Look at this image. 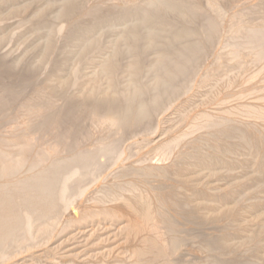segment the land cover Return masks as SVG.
I'll return each instance as SVG.
<instances>
[{"label": "bare ground", "instance_id": "1", "mask_svg": "<svg viewBox=\"0 0 264 264\" xmlns=\"http://www.w3.org/2000/svg\"><path fill=\"white\" fill-rule=\"evenodd\" d=\"M86 1L87 0H0V34L5 32V34L0 37V46L3 45V47L5 48L7 45L6 44L7 40H9V42L13 39L15 40L22 33V34H25L23 36L24 41L22 42L20 39V41L22 42V45H21L22 47H24V45H26V43H29V41H31V42L34 41V39H35V41L36 40L38 41L37 43L39 45L36 48L40 49L42 47L41 50H39V52L37 51V53L31 52L30 51L31 49L29 47L30 52L29 53L27 52V54H24L22 57L17 56L18 58L17 57L13 58L12 55H14V53H10V51H9V55L5 52L8 55V57L12 56V58L14 59L11 61H13L15 68L16 67L18 68V66H20V65H21L20 67H22V65H24V66L26 65L27 68H29L31 71H33L32 72L33 74H34V72H37V73L43 72V74H46L48 72L47 70L50 69V67H51V70L53 69L52 72L49 70L51 73L50 74L47 73L46 77L44 75H41V76L45 77L44 80H42L43 81V83L41 84L42 86L39 89H37L32 102H31V100L28 99L30 101V104H31V106L29 105L28 107L33 109L34 104L36 106H38V105H40V103H37V102H40V101L42 102V100H46V101H49L51 103H56L58 101L60 103V101H62V102H66L65 104L69 103L67 105H70V102L74 101L73 104L76 103L75 105L78 106L79 110L81 109V111L84 110L86 112L91 113L90 115L92 116V118L91 117L90 118L92 120H91V123L89 122L91 125L90 128L92 130H93V128H99L102 130L101 135L99 134L100 135L99 138L96 137L97 139L96 140L94 139L92 143L88 142L89 144L91 143L93 146H89V144L86 143L87 141H89V139L85 140V143L87 144L86 147L89 146V149L83 148L82 150H84V149H86V150L77 151V150H80V148H78L77 150L76 149L75 150L74 149L69 150L67 148L62 147L64 151L63 150H61V151H63V152H65L66 149L69 150V151H67V154L62 155L63 154L62 152H57V150H54L58 146L57 147L54 146L55 148L51 146L52 149L54 148L52 151H48L49 147H47L48 150L46 152H43V151H44V149L46 150L47 148L43 147L44 149L42 148L43 149L42 151L39 150L40 153H42V152L44 153V154L42 153L43 156L36 155L34 157V160L36 158L38 160L36 159L37 161H34L35 162L34 164L31 163L32 161L29 162V160L32 157H30V159L27 157V155L30 156L28 150L31 149V146L27 140H21V139L19 141L14 140V142H13L14 148H11V151L9 149L7 151L4 150L3 146L0 144V264H3V263L7 264V262H9L7 260V256H8L7 252H9L8 249L10 247L12 248L14 246L17 249L21 246V248H19V249L25 250L26 247L24 244H26V243L31 244V242L33 244H36V241L39 243L40 240H37L39 238L47 239L44 241H46V243L47 242L49 243L51 240H48L49 239L48 236L50 235L51 231L55 228L59 229L60 226H62L61 225L62 214L63 213L68 214V213H66L67 209H69L70 206L76 204L81 199H83V200H81V202L78 205H76V207L74 209V213H75L74 216L75 217L81 213L87 212V210H89V209L92 211H94V209L96 211V208H100V207L104 208V209H108V210L114 209V212L115 213L117 212V213L113 214L114 212L111 210L112 212L111 211L110 212L112 213L111 214L112 217H113V215H115V216L117 215V217L124 218L125 219L124 222L127 223V225H128L127 227H129V228L125 227V225H124V227L127 231L131 230L130 232H132L133 237L135 236L136 238H138L139 236H142L141 237L142 240L147 237V239H144L143 241L151 239L150 242H152V244H154V245H157L156 250L160 251L159 249L163 248L162 249L163 254L167 253L169 251V249L171 248V245H174L173 241L176 242L175 241L176 238L171 237V238H175L171 242L168 239L169 237H167V239L164 237V234H163L164 229L163 228H165V227L162 228L163 230L162 229L159 230L160 228L156 229V225H157V228L159 227V225L158 224L155 225V221L157 222L158 221L157 218L161 216V214H162V213H160L161 209H159V211H160L159 212L157 209V207L159 208V205H157L155 203L156 201L153 198L154 195L150 191L143 189V187H141V184H139L138 181H137L138 182L137 183V182H134L133 180H132L133 182L132 181L128 182L127 180H124L125 181L124 183H119V182L117 183V181L119 179V177H117V176H121V175L118 174V172L120 170H118V171L116 170L117 172L113 171V173H110L111 175H109V174H107V175H109V177H110V176L114 175V173H116L117 176H114V178L111 177L112 179L110 178L111 180L109 179L110 181L106 183V181H107L106 179H108V177H107L104 179L106 181L103 180V182H105V185L102 182L103 185L101 187H98L99 185L97 186L99 189L101 188L100 190L97 189V191L94 190L93 192L92 191L90 192L88 190L90 193L89 192L86 193L87 190L85 191L86 187L84 185H87L88 181H93V180L95 181L96 178L97 179L100 178L104 174V173L101 174L102 172L106 173V170L108 172V169L113 167L112 166V165H114L113 163H117V162H112V161L114 159H118V157L121 156L122 148H121V146H119V145H121L119 143H123V138H121V137H126V135H124L125 134L124 132H126L125 131L126 129L124 130V128H119V127L127 128L126 126L135 125V127L138 128V129L135 128L137 131L138 130L143 131L142 133L144 135H147L150 131V128H152L154 125L155 127H153V133L158 132L157 131L158 126L156 129V125H157L156 124V122H157L156 118L160 113L162 114V112H165V111H163L164 106L166 104L169 105L168 103H170V102L166 103V100L170 96L175 95V97H177L176 94L179 92H183L185 90L187 91L189 89L191 90V88H190L191 84L190 83H193L192 81L194 80V79L192 80V78H194V76H196V74H199L198 72H199L200 67H201L200 62H202V60L204 58H209V57L213 56V58L215 57V59L219 58L222 60V62L220 60H217V61L221 62L220 66L217 68L214 67L213 69L211 68V70L207 71L205 73V75L203 74L204 77H202V80L200 78V80H199L200 82L198 81L199 83H197V84H199L198 87L200 89L202 88L205 91H207L208 93H209V91L210 92L213 91V88H218V89H216L217 91L222 90L223 89L222 87L229 88L230 91H232L233 87H237L238 79H244L243 77L240 78L239 77L240 75L238 76L237 74L241 73L242 75H244L243 72H246V71L248 73V72H251L253 70V73H255L254 75H256V78L258 79V80L257 79L253 80L254 83L257 81L264 82V22L259 23L260 22L259 20H258L259 22H257V18L259 16H262L261 18L264 17V0H259L258 3H256L252 7L249 6L250 7L249 11L247 12V14H244V16L245 15L246 16L245 17L243 16L244 20L242 22H240V19H237V20H239L238 24L239 23L241 24L239 26L242 27V29L240 31L234 32V30L232 28L230 30V27L228 26L229 27L228 31L233 32V34L231 33L230 37H227V38H225V36H223L224 34L227 33L224 31L225 25H224V28H222V27L220 28V26H221V24H223L222 22H225V16L227 15L226 13L232 14L231 10L228 12H225L226 10H225L224 6L227 2L231 3L233 0H112V1L111 0H98L97 1L98 4L95 2L96 5L90 4L89 2L91 0H89V2H87V3L91 7L90 6L88 7L87 6L88 4L85 5ZM247 3H249V1ZM34 5L40 6V8H38V11L36 13H32L30 18L27 20H24V19L19 20V19H21V12H22L21 9L26 8V10H29L30 8H28V7L34 6ZM81 5H82L83 9L84 10L86 9V10L85 11L83 10L84 11V12L82 11L83 13L80 12L81 13L80 16L82 15V17H78L79 15L77 13L78 12L77 8H79ZM26 6H28V7H26ZM235 8H237V7H235ZM51 9H54V10H52V12H50ZM89 11H91V13ZM23 13H24V11H23ZM232 15H235V14H232ZM236 15L231 16L229 18H231L232 20L235 18L234 20L236 21V17L239 18L238 14H236ZM42 16L43 17L47 16L46 18H48V20H49V18H51V20H49L48 23L44 22V19H46V18L44 17V19H43ZM75 16H76V19H74V21H72L71 19H73V17H75ZM39 17H42L43 21L38 19ZM226 17H228V16H226ZM77 18H80V19L77 20ZM70 20L72 22H75V20H77L78 22L74 28L73 27L70 28V29L73 28L72 31L68 30L70 33V34L68 33L69 36L66 39H65V37H63L65 40H62V41H64V42L60 46H58L57 43H58L59 35L62 36V32H64V30H65L64 26L67 25V23H69ZM224 24H227V21ZM229 24L230 23H228L227 25H229ZM238 27L236 29H238ZM227 34H229V33H227ZM221 36H223V38H224L223 41L218 42L219 44L221 43V45H220L221 47L218 49V52L213 53V47H215L214 45L218 44L217 43L218 38ZM229 40H230V43H231V41L235 42L233 49L230 47L231 44L230 45L228 44ZM20 41H19V43L18 42H16V43L21 44ZM4 42H6L5 46L3 44ZM23 43H24V45H23ZM40 43H42V45H40ZM12 46H14V45H12ZM21 46H18V47L22 48ZM18 47L16 46V49ZM234 47H235V49H234ZM1 48H2V46L0 47V49ZM10 48H11V46H10ZM13 49L15 50V47ZM1 50H0V52H1ZM56 50L58 51V53L55 57V55L53 56V54L55 53ZM147 53H150L151 57H150V60L147 62V64L144 65L141 63V61H142V58H144ZM10 54H12V55H10ZM243 55L246 56V58L248 59L247 61H244V59L242 58V57H244ZM147 57H148V55H147ZM54 58H56V59H54ZM51 59H53L54 61H52ZM144 60H145V58H144ZM215 63H216V61H215ZM218 65H219V63H218ZM8 66H10V64ZM213 66H215V65H213ZM202 68H204V67H202ZM29 69L28 70L26 69V70L29 71ZM45 70H46V73H44ZM249 70H251V71H249ZM31 71H29V72H31ZM37 76H40V74ZM213 76L219 77L218 78L219 80L217 81L216 86H217V84H219L218 86H221L222 89H220L218 86L213 87L214 80H212L213 82L210 81V79L214 78ZM252 77H253V75H252ZM252 79H254V77ZM3 80H5V79H3ZM8 81H9V79H8ZM11 81H13V80H11ZM242 81H244V80H242ZM242 81H240V82H242ZM247 81H244L245 84L242 82L243 84H240V86L246 85V87H247V84H246ZM253 81L252 82L248 81V82L252 83V85H253ZM260 85L258 86L259 88H260ZM199 88H198V91H199L198 93H200V91L202 90V89L199 90ZM231 88H232V90H231ZM249 88H250V85H249ZM259 88H257L256 90H258ZM262 88H264V87L262 86L261 90H262ZM244 89H247V88H244ZM253 89H254V86H253ZM250 90L251 89H249V92H250ZM222 91H220V92H222ZM258 91H257V94H258ZM235 92L237 93L238 90H236ZM1 93H2V91H1ZM202 93H200V94L202 95ZM32 94H30V95H32ZM203 94H204L203 96L205 97V99L200 97V99L202 98L201 99L202 102L204 100L203 104L211 105V102L208 101L209 96H207V95H206L207 97L205 96L206 92ZM237 94H235V96H234L235 99L237 97L236 96ZM243 94H238V96H240V95L241 96H240V98H237L236 100H238V99L240 100L243 97L245 98V95H243ZM185 96H186V94H185ZM211 97L212 96L209 97V100H211L213 103V99L215 98V95L213 96L214 98H211ZM219 97L220 96L218 95V98ZM222 97H224V96H222ZM234 97H232V98H234ZM255 97L256 96H254L253 98H255ZM25 98L26 97H24V99ZM30 98L32 99V96ZM195 98H196V96H195ZM246 98H247V96H246ZM246 98L244 100H246ZM177 99L179 100V98H177ZM190 99L192 100L193 98H190ZM171 100H169V101H171ZM247 100L244 101V103L240 102L241 109L243 108L242 107L243 105L245 106V102H247ZM193 101L191 103H190V101L189 102L187 101L188 103H185L186 101L185 102L183 101L185 104L183 103L180 107H177L176 108L177 110L175 109L176 112L174 114L171 113L172 114L171 115L172 117H170L171 119L169 118V116H167L169 118L167 123H169L170 121L171 122L177 121L178 119H181V118L183 119V117H185L191 109H195L196 112L198 111V113H199L202 110L200 107L203 104H201V103L199 104V102H198L199 109H200L199 110L197 107L198 105H197L196 101H195L196 106L192 105V104H194ZM205 101H207V102H205ZM215 101H214V103H215ZM224 101H225V99H224ZM240 101H242V99ZM263 101H264V97H263ZM208 102H210V103L208 104ZM225 102H227V101H225ZM237 102H239V101H237ZM256 102L258 103L259 101H256ZM260 104L264 105V103L263 104L260 103ZM4 105H2V106H4ZM21 105H23V104H21ZM49 105H50V103H49ZM221 105H219V107H221ZM192 106H195V108L194 107L192 108ZM229 106H228V108L226 106H224V107H226L225 108L226 110H225V113H224V110L223 111L221 110L222 114L227 113V116H228V113H232L233 111H235L236 113L233 112L235 114L234 116H237V114L239 113L240 118L242 117L241 116L242 113H240L239 109L236 111V109H234V107L229 108ZM240 106L238 104L237 108ZM40 107L41 106H39V110H40ZM50 107L52 108V105H50ZM214 107H216V106H214ZM3 108H5V107H3ZM22 108L24 109V107H22ZM255 108H256V105H255ZM41 109L42 110L44 109L43 106L41 107ZM220 109H222V108H220ZM227 109L229 111H231L232 109L233 110L231 112H229ZM39 110H37V111L39 112ZM71 110H72V106H69V109H68L69 113ZM208 110H209L208 108H206V111L204 110L206 112L207 116H205L204 113L200 112L199 116L196 115V117L198 116L197 119L198 120L200 118L203 119L204 118L203 114H204V116L206 117V120L208 119L207 121H209V117H211L212 112H211V115H209V117H208V114L210 113ZM23 111L26 112V108ZM28 111L29 110H27V113H29V114H27V116L25 115L26 117H28V115H30V112H28ZM217 111H219V110H217ZM251 111L252 110H250V112ZM35 112L36 111L34 110V112H33L34 115H35ZM220 112H218V113H220ZM21 113H23V112H21ZM198 113H196V114H198ZM33 114H32V116H34ZM37 114H40L37 116H41L42 113H37ZM194 114H195V112H194ZM201 114H202V117H200ZM216 114H217V112H216ZM22 115H24V114H22ZM162 115H160V116H162ZM166 115H168V114L166 113ZM19 116H20V114H19ZM32 116L30 115L29 117L34 119V117H32ZM37 116L35 115V118ZM70 117H72V116H70ZM70 117H69V119H71ZM167 117L165 116V118H167ZM213 117H214V115H213ZM213 117L211 119L212 120L211 123H209L210 128L213 129V131H211V129L209 130V127H207V126L203 127L204 126L203 122H202L203 126L201 124V126H202L201 128H203V129L205 128L204 130H206V128H208L206 130V132H208V130H209V132L210 131L214 132L216 126L220 127V125H221V124L216 125L214 123L219 124V121L221 122V119L223 117H221V119L218 121H216L217 119H215ZM217 117H218V115H217ZM252 117L254 119H260L259 121L258 120H256V121L260 122V125L263 126L264 125L263 124L264 123L263 122L264 121V106L262 109L260 108V109H258V111L256 110L255 114H252ZM31 118H28V119H31ZM40 118L41 117H39V119ZM240 118H238L239 120L237 119V122L239 121L238 122L239 125L241 122ZM22 119L23 120H21V122L25 120V118H22ZM65 119H68V118H65ZM163 119L164 118H162V120ZM192 119L193 120L191 121V123L195 120V118H192ZM213 119L216 122H214ZM261 119H263V120H261ZM34 120L37 121V119H34ZM203 120H205V119H203ZM222 120L224 122V119H222ZM57 121H58V119H57ZM73 121H75V120H73ZM88 121H89V118H88ZM25 122H30V121L26 120ZM86 123H88V122H86ZM161 123H163V125H164L163 121ZM167 123L165 124V125H168L166 127L169 128V127L173 126L175 129L177 128V125L173 124L174 122L172 123L173 124L172 126H169V124H171V123H169V124H167ZM191 123H190V125H191ZM193 123H195V122H193ZM233 123L237 124L235 122H232V124ZM244 123L241 122V124H242L241 126H239L237 124L236 126H238V127H234V126L232 127L230 125V128L224 125L228 129L223 126L224 130L221 131L222 132L221 136L218 135V138H217L218 140L216 139L217 141H213L212 143L210 142V140H209L210 143L207 142V144H210V146H207V147L200 146L202 148H200V147L194 148L195 149V150L193 149L194 152L188 151L189 149L192 150V148L188 147L189 149L188 150L186 149L188 153L183 150L186 153H184V155L182 154V156L179 158V162L177 164V167H175L176 164L168 165L166 163L169 162L168 159H170V158L173 159V161H174V157L172 156L173 157L172 158L170 156L173 154V152L178 147L180 148L184 144L187 145L188 142L186 140L185 141L187 143H185L183 141L184 138H187L185 136L186 133L181 132L184 134L183 137H180V134H179V136H176L178 138H176V139L174 138L176 140V144L171 143V145H168L167 144L168 142L165 140L166 144L168 146L167 145L164 146V144H165V142H164L163 146L165 148H160L158 154H159V157L161 158V159L159 158V160L160 161L162 160L161 162H163L166 165L163 168H160V170L166 174L169 172L173 173V171H175V168H177V170H180V169L187 170V169H191V168H196V172H197V169L199 171V168H200L201 170L204 169V171L202 170L203 173L205 172L206 169H209L210 171L211 170L213 171V174L212 173L210 174V175H212L211 177H210V175L208 177L207 173H205L206 175L204 174V176H203L200 173L201 171L198 173L201 174L200 177L203 176V178H204V179L201 178V181L204 180L206 182L207 181L210 182V180H208V179H211V178L213 179V178L218 177L219 174H215L216 171L214 172V170H218L220 167L221 169H219V170L224 169L225 179L227 176V179L229 178L230 181L232 182V180H231V178L233 176L232 172H233V174L236 171H237V173H238V171L240 172L239 169L236 170V166L240 163V165L242 167H246L248 165L249 161H251V163H252L253 159L251 157H253V156H251V154L254 152L255 149L259 148L261 150L262 156H263V157L259 158L260 160H258V162L255 163V166H257V168L259 169V172L256 170L257 174H255V172H254L253 175H255V176H251L250 178L248 176V180L246 177H244V175L247 172H249V174H251V172H252V171L250 172V170L247 171L248 168L246 169L247 172H245V174L243 173L245 170L242 172L243 174H241V173H239V174H241V176L243 175V178H245L244 181L247 180L244 183L243 178H242V182H240V184L244 183L243 188L246 189L244 196L248 194L247 192H249V191H247V190L251 189V192H253V190H257L258 188H259L258 190L262 189L261 190L262 192H260V193L263 194L264 193V191H263L264 190V138H263L264 137V134H263L264 129L260 125L258 127L257 126L258 124L255 126L256 129L259 128V131H260V128L263 129V130L261 129V132H263L262 133L263 135L262 134L257 135L260 138L259 140H257V142H256V138L254 137V135H252L254 140H255V144L254 145L252 144V146L250 147L249 145H247L245 143V137L250 136L251 134H249L247 132V130L244 128L245 127V126H243ZM22 124H24V122ZM229 124H231L230 121H229ZM150 125H152V126L150 127ZM198 125L200 126V124H197V126ZM195 126H196V124H195ZM161 127H162V124H161ZM173 127H172V129H173ZM26 128H27V126H26ZM191 128H193V127L191 126ZM191 128H190V130L195 133V130L191 129ZM201 128L199 127V130ZM116 129H118L120 131V134H119L120 138H121L120 142L118 141V139H120V138H119V136H117V133L119 131L117 132ZM121 129H123L124 132ZM251 129H252V127H251ZM163 130H166V128H163ZM186 130H189V128ZM218 130H219V128H218ZM166 131H168V132H166L165 134L168 133L170 135V137H172L171 135H174V133L176 134V132H174V131H171V133H170L169 132L170 130H168V129ZM196 131H197V129H196ZM98 132H99V130H98ZM98 132H96V133H98ZM136 132H133V133L136 135ZM162 132H164V131H161L160 138L162 136ZM215 132H217V134L219 133L217 130H215ZM256 132H255V135L258 133V132L257 133ZM113 133H116V137H118V139L116 138L117 140L113 136ZM24 134H26V133H24ZM54 134L50 133V135H54ZM183 134H181V135H183ZM187 134H189V133H187ZM96 135L97 134H95V136ZM121 135H124V136H121ZM140 135H139V137H140ZM142 135H141V137L144 136V135L143 136ZM213 135H215V134H213ZM213 135H212V137H213ZM229 135L231 136V138H233V142H231L232 140L229 142L227 141V139H228L227 137ZM30 136H29V138H30ZM209 136H210V134H209ZM209 136H208V138H209ZM260 136H262V137H260ZM27 137H28V135H27ZM65 137H66V135H65ZM136 137L139 138L138 136H136ZM225 137L227 138L226 140H225ZM258 137H257V139H258ZM18 138H20V137H18ZM29 138H28V140H30L32 142V140H31L32 138L31 139H29ZM86 138H88V136ZM144 138H147V137H144ZM144 138H142L141 141L145 140ZM136 139H135V141H136ZM1 140H4V139L1 138ZM132 140H131L130 146L133 145L132 144L133 142H135ZM177 140L179 142H177ZM15 141H17V142H15ZM65 141H67V140H65ZM90 141H91V139H90ZM116 141H117V143L119 142L118 145H117ZM128 141H129V139H128ZM145 141H148V140H145ZM0 142H2V141H0ZM10 142H11V139H10ZM64 142H63V144H64ZM169 142H170V140H169ZM196 143H198V142H196ZM33 144L34 143L31 144L32 147L34 146ZM38 144H40V143H38ZM38 144L36 146H38ZM138 144L140 146V144H142V143H138ZM146 144H144V145H146ZM154 144H156V143H153V145ZM66 145L67 144H65V146ZM135 145L136 144L133 145V148L131 146L132 150L133 149L136 150V148L137 149L139 148V146L136 147ZM153 145H151L149 143L148 147L147 146L146 147L151 148V146H153ZM190 145H193V144H189L188 146H190ZM44 146H45V144H44ZM157 146H158V144H157ZM163 146H161V147H163ZM79 147H80V144H79ZM128 147H129V145H128ZM157 148H155V149L153 148L152 150L155 152V150ZM5 149H7V148H5ZM18 149L22 153H18L19 152ZM39 149H40V145H39ZM35 150H37V148H35ZM135 150H134V152H135ZM178 151L181 152L180 150H178ZM149 152L151 153V150ZM35 153H36V151H35ZM37 154H38V152H37ZM236 155L238 157L240 156L241 158H237ZM259 156H261V154ZM38 157H40V158H38ZM100 157H106V161L99 163ZM145 159H146V157H145ZM31 160H33V159H31ZM100 160H102V158ZM121 161H123V160H121ZM155 162H156V160H155ZM158 162L159 161L157 160V163ZM31 164H32V166H31ZM252 164L250 166L251 168H252ZM136 165H138L140 167L142 166L139 164H136ZM116 166H117V164H116ZM119 167H121V166H119ZM119 167H118V169H121ZM248 167H249V165H248ZM238 168H239V165H238ZM149 169H151V167L148 168V170ZM138 170L140 171V169H138ZM142 170H143V168H142ZM160 170H158V171L161 172ZM209 170L207 171L208 174L210 173ZM219 170L217 173H222L223 170L222 171H219ZM233 170H236V171L234 172ZM187 171H190V175H191V173H193V172H191V170H187ZM132 173L135 174L134 171ZM182 173L183 172H181L179 174H182ZM185 173L188 174L186 171H185ZM237 173H236V175H237ZM145 174L146 173L139 174V175H141V176L144 175L143 178H145V179H147L146 177H148V176H150L149 178H151L152 175L153 176L155 175L152 173L151 174L148 173L150 175L146 174V177H145ZM159 174H158V177L160 180ZM99 175H101V176H99ZM107 175H105V177ZM236 175L234 174V176H236ZM156 176H157V174H156ZM205 176L207 177V179L205 178ZM237 176L240 177L239 175H237ZM158 177H156L155 180H157ZM168 177L169 176H167V178ZM171 177H173V176L171 175ZM176 177H180V176H176ZM182 177H184V175L183 176L181 175L180 178H182ZM189 178L192 179V176H189ZM237 178H236V180H237ZM145 179H143V184H144V182L147 183L148 179L147 180H145ZM153 179H151V180H153ZM214 180L217 181V179H214ZM221 180L222 179H220V183H222ZM226 180H224V181L226 182ZM166 181H167V179H166ZM166 181H164V183L162 185H164L166 183ZM194 181H195V177H194L193 182ZM230 181H229V183H230ZM239 181H241V178ZM96 182H98V181L96 180ZM173 182L175 183L174 180H173ZM182 182L183 183L180 184V182L178 181V183L181 185L180 186L178 184L181 187V190L184 186H187L186 189H189V190L191 189L190 187H188L190 185V182H188V180L185 179ZM196 182H197V180H196ZM196 182H194L195 185H196ZM208 182H207V185H209ZM214 182H213V184H214ZM151 183H153V181ZM159 183H161V182H159ZM218 183H219V180L217 181V184ZM156 184L155 185L151 184V185L156 186ZM171 184H172V182H171ZM173 184H172V186H173ZM176 184H177V182H176ZM176 184H174V185H176ZM230 184H231V186H233V182ZM89 185H90V187H92L93 184L91 185L88 183V186ZM95 185H97V184H95ZM167 185H169V183ZM178 185H176V186H178ZM182 185H183V187H182ZM200 185L197 184L196 186H200ZM238 185H239V183H238ZM83 186H84V190H83ZM159 186H157V188ZM172 186H171V188H172ZM176 186L173 189H169L168 186H166V184H165L164 187H166V188H162V189L163 190L168 189L169 191L170 190L171 191L172 190L173 191H176V190L179 191L180 187L178 186L179 187L178 188ZM219 186L220 185H217V187H219ZM228 186L230 187L229 184H228ZM152 187L150 188V190L151 189L154 190V187L153 188ZM192 187L194 188L195 186H192ZM202 187L203 186L201 185V187H198V188H202ZM233 187H231L230 190H232ZM240 187H241L240 185L238 187H234V190L235 191H239V190L241 191ZM176 188H178V189H176ZM205 188L206 187L204 186L202 189H205ZM226 188L227 187L224 188L225 191H224V189L220 188V190H221L220 192L222 194V195H220V197L222 196L221 198H225L226 196L229 197L228 193L230 192V190L228 188L227 189ZM235 188H237V189L239 188V189L236 190ZM86 189H88V187ZM160 189H157L160 191V193L159 192L156 193L154 191L153 192L156 195L159 193L160 195L164 196V194L161 193ZM174 189H176V190H174ZM183 189H185V188H183ZM181 190H180V192H181ZM194 190H196V191H194V194H197L198 197L203 195V194H201L199 196V194L197 192V187ZM226 190H227V195L224 196L223 194H224V192H226ZM178 191L175 193L177 194ZM233 191H231V192L233 193ZM240 191L238 193H241ZM163 192L165 193V191H163ZM188 192H190V191H188ZM195 192H197V193H195ZM255 192H257V191H255ZM258 192H257V194H260ZM170 193L171 192H168L166 194L170 195ZM235 193L237 194V192H235ZM176 194L173 193V195H175L174 196L175 198H177L178 194L179 195L182 194V197H184L182 192L178 193L177 196H176ZM190 194H192V192H190ZM194 194H192V198L195 197ZM204 194L207 197L201 196V197H203L202 201L205 204L207 202L208 206L210 207L211 212H212V209H213V212L215 213V211H216L215 209H217L218 207H219V209L221 207L222 208L224 207V206L220 207L222 202L219 200H222V199L215 192L212 193V192L206 191ZM167 195H166V197L164 196L165 201H163L161 199V201L164 202L165 206H170V204H172V205L177 204L178 205V203H173V202L170 203L169 202V200H171V199H173L175 202V198L171 196L172 193L170 196L168 195L169 197H171L169 200H168L169 197ZM197 195H196V197H197ZM201 197H200V200H201ZM228 197H226V199ZM240 197H241V195H240ZM248 197H250V196H248ZM208 198H209V200H208ZM177 199H178L177 200L178 202L188 200L186 198L183 200L181 198V196H180V198H177ZM166 200H168L169 204H165ZM192 200H195V199H192ZM197 200H199V198ZM186 201H184V202L186 203ZM196 201H194V202H196ZM204 201H206V202H204ZM231 201H233V199H231ZM187 202H189V201H187ZM261 202H263V200H261V201L258 200L257 203H259V205H257V203H256V205L258 207L259 206L261 207ZM85 203L88 204L89 206L84 205ZM181 203H183V202H181ZM181 203H180V205H182ZM200 203H201V201H200ZM203 203H201V204H203ZM263 203H262V206L264 205ZM190 205H191V203L188 204V207ZM193 205H194L193 208H192V206H190V207L192 209H195L196 205L195 204H193ZM217 205H219V206H217ZM254 205L255 204L253 203V206ZM257 206H255V207H257ZM180 207L182 208V206H180ZM183 207L188 209V207L184 206V203H183ZM70 209H71V207H70ZM172 209L175 210V208H173V207H172ZM204 209H206V210H204V212L206 211L205 214H203V212H201L200 214H202V216L206 215L205 217H207V214H208L207 210L208 209L205 207H204ZM244 209H245V207H244ZM254 209L255 208H253V210ZM90 210L88 212L89 213L88 215L91 216L92 213H90ZM155 210H156V212H155ZM167 210H168V208L166 209V211ZM249 210H250V208H249ZM181 211H182V213L184 212L183 208L181 209ZM217 211L219 213L218 209H217ZM235 211H236V209H235ZM239 211H241V210H239ZM154 212L156 213V215H159L158 213H160V215L156 218V220H154V217H156V216H154ZM197 212H199V211H197ZM197 212L195 210L194 213H197ZM213 212L211 214H212V216H215L213 214ZM241 212L243 213L245 211H241ZM241 212H240V214H241ZM247 212H246V214H247ZM106 213L107 212H104V215ZM108 213L106 214V216L109 215ZM185 213H187V212H185ZM237 213H238V211H237ZM187 214L189 215V213H187ZM200 214L197 216H200ZM240 214L236 215V216H241ZM262 214H264V212H261V215ZM81 215L83 216V214H81ZM84 215H85V213H84ZM94 215H95V213H94ZM101 215L103 216L102 213H101ZM111 215H109V217ZM162 215H164V214H162ZM178 215L180 216V214H178ZM190 215L192 216L191 213H190ZM102 216H100V217H102ZM218 216H220L221 219L223 217L220 214H218ZM236 216L234 215L233 217H236ZM151 217H152V219L150 221ZM224 217L226 218V216H224ZM224 217H223V220H224ZM76 218H78V217H76ZM85 218L87 220V217H85ZM160 218H162V216ZM217 219H218V217H217ZM245 219H247V218H245ZM260 219L261 218H259V220ZM67 220H72V219H67ZM110 220H111V218H110ZM218 220L221 221L220 219H218ZM253 220H255V221L257 220V224H256L257 228H258L259 223H260V226H261V224L263 225L262 219L259 222H258L257 218L253 219ZM66 221L64 223H66ZM74 221H75V218H74L73 222ZM219 221L216 220V223ZM233 221H237V220H233ZM250 221H251V219H250ZM73 222L66 223L65 225H63V228L67 224H71ZM253 222L254 221H252V223H249L250 225L252 224L251 228H253L255 226V224L253 226ZM105 223H107V222H105ZM163 223H165V220ZM231 223H233V222H231ZM112 225H113V223H112ZM233 225H234V223H233ZM235 225H237V223H235ZM243 225H241V227H246V225L245 226H243ZM71 226H73V225H71ZM94 226H95V224H94ZM222 226H223V224H222ZM230 226L231 225H229V228H230ZM237 226H239V224ZM237 226H236V228H237ZM36 228H37L36 231L39 232V236L35 235V229ZM63 228H61V229H63ZM223 228H224V226H223ZM233 228L231 227V229H233ZM254 228H256V227H254ZM254 228L252 231H254L256 233ZM260 228H262V227H260ZM260 228H259V231L261 230L262 232H260V233L262 234L264 227L262 229H260ZM61 229H60V231H62ZM168 229L169 228H167V230ZM247 229H249V231H251L250 228H247ZM167 230H166V232H167ZM228 230H230V229H228ZM242 230H243V228L241 230H240V228H237V229L234 228V230H233L234 232L229 231L232 233L229 236V238H227V239H225L226 238L225 235L223 236V238H221L222 236L219 237L220 234L219 235L214 234L216 236L214 238H212L211 242L208 243L207 245L204 244V243H207L204 240H203L204 243L201 242L205 245V247L203 246L204 248H202V246H200L201 243L199 244L198 242L197 243L199 244V246L198 245H196V246L199 247L198 250L203 249L204 253L202 251L201 252L204 255H205V252L208 251L207 253L211 254L212 256L214 255V259H215L216 258L215 256L218 254V252L216 250L217 254L216 253L213 254L212 253L213 249H211V248L216 247V249H217L220 246L224 247L225 244L228 245V248L229 247L230 248L236 247L240 243L241 238H240V240H238V238H239L238 235H239V232ZM160 231H163V232H161L162 234L160 233ZM168 231H170V230H168ZM249 231H248V233H249ZM229 232L225 233V234H229ZM57 233H59V232H57ZM169 233H168V235H170ZM260 233H258L255 236L259 237V235H261ZM147 235L148 236L150 235V238ZM171 235H173V234H171ZM240 235H241V232H240ZM242 235H244V234H242ZM255 236H254V238H255ZM236 237H238V238H236ZM252 237H253V235H252ZM127 238H128V236L126 237V235H125V241ZM112 239H114V238H112ZM142 240L140 243L146 242V241L143 242ZM191 240H193V239H191ZM244 240L245 239H243V241ZM245 241L247 242V244ZM245 241H244L245 242L244 246L248 245L249 240L248 241L245 240ZM251 241H253V240H251ZM126 242H128V240ZM169 242L171 244H169L170 247L167 248V246H169V245H167ZM136 243H137V241H136ZM195 243H196V241H195ZM124 244L127 245L126 243H124ZM128 244L130 245L131 243L128 242ZM139 244H134V243L131 244V245H133L132 251L130 252L131 257L128 255L131 259H127V260L131 261L129 264H138V262H140V260L143 262L145 261V263H147L146 261L149 260V259H147L148 258L147 256H146V260H144V259L142 260V257L140 258L141 255L142 256L145 255L143 252L144 250L147 249V251L148 250L150 251V249L146 247V245L148 243L145 244V246L142 245L140 247H139ZM177 244H179V243L177 242ZM39 245H42V244L39 243ZM149 245H147V246H149ZM154 245L149 246V247H154ZM22 246H24V247L22 248ZM34 246H35V248H37L38 244H37V247H36V245H34ZM196 246H195V244H193V247H196ZM240 246H238V247H240ZM244 246L242 245V247H244ZM32 247H29L28 249L31 250ZM158 247H160V248L158 249ZM11 248H10V251L13 250ZM118 248H117V250H118ZM127 248H128V246H127ZM166 248L168 249L167 252H166V250H167ZM209 248L211 249V253H209ZM221 248L222 247L219 248V254H220ZM129 249H130V247H129ZM164 249H165V252H164ZM173 249H175V247ZM236 249H234V250H236ZM238 249H241V248H238ZM17 250H16V252H17ZM162 250H161V252H162ZM176 250H177V248H176ZM191 250H192V248H191ZM18 251L20 252V250H18ZM127 251H129V250H127ZM214 251H215V249H214ZM61 252H63V251H61ZM142 252L144 255L141 254ZM151 252H152V250H151ZM156 252L157 251H155L154 253H156ZM171 252H172V250H171ZM171 252L169 251L168 253H171ZM173 252H175V251H173ZM173 252H172V254H173ZM11 253L9 252V254H11ZM96 253H99V252H96ZM118 253H119V250L117 251V254ZM196 253H198V252L196 251ZM207 253H206V255H207ZM228 253L229 252H227V255H228ZM152 254H153V252H152ZM160 254L162 256V253H160ZM175 254H176V252H175ZM121 255H124V254H121ZM168 255H166V256H168ZM211 255H210V257H211ZM112 256L116 258V255L113 254ZM153 256H157V255H153ZM158 256H160V255H158ZM166 256H165V258H166ZM173 256H174V254H173ZM232 256L233 255H231V257ZM8 257H9L8 259H10L11 256L9 255ZM117 257H118L117 259L112 258L114 261L116 260L115 261V262H117L116 264H126L125 262H122L124 257H125V259L127 258L126 256L121 258L120 255H117ZM138 257L140 258V260ZM193 257H195V256H193ZM220 257L221 256L219 255V258ZM226 257H228V256H226ZM143 258H145V257H143ZM200 258H201V256H200ZM219 258L217 256V259H219ZM153 259H154V257H153ZM221 259L223 260V258H221ZM88 260H89V258H88ZM127 260H124V261H127ZM205 260H206V258H205ZM222 260H219V261H222ZM224 260H225V257H224ZM167 261L169 262L170 260H167ZM195 261H198V260H195ZM212 261H214L213 258H212ZM216 262L218 264V261H216ZM216 262H215V264H216ZM112 263L110 262V263H106V264H112ZM140 263L143 264L142 262H140ZM193 263H196V262H193ZM207 263H208V261H207ZM169 264H170V262H169ZM201 264H205L204 258H203V263L201 261ZM232 264H234V263H232Z\"/></svg>", "mask_w": 264, "mask_h": 264}, {"label": "rangeland", "instance_id": "2", "mask_svg": "<svg viewBox=\"0 0 264 264\" xmlns=\"http://www.w3.org/2000/svg\"><path fill=\"white\" fill-rule=\"evenodd\" d=\"M98 0H91L90 2H89V0H87L86 1V4L85 5H87L88 3L87 2H89L90 4H92V5H96V3L98 4V2H97ZM112 1V0H111ZM236 0H233L231 3L229 2H227L226 4H225V12H228V11H230L231 10V12H232V14H238V16H239V18L238 17H236V21L233 19H231V18H229V17H231V16H235V15H232V14H229V13H226L227 15L226 16H228V17H226L225 16V22L227 21V24L228 23H230L229 25H227V24H224L225 22H222L223 24H221V26H220V28L222 27V28H224V25H225V28H224V31L225 32H227V33H229V34H224L223 36H225V38H227V37H230V35H231V33L233 34V32H231V31H228V29H229V27H230V30H231V28L234 30V32H237V31H240L241 29H242V27L241 26H239V25H241L240 23L238 24V21L239 20H237V19H240V22H242L244 19H243V16H244V14H247V12L249 11V8L250 7H252V6H254L256 3H258V1L259 0H237L236 2H235ZM249 1V3H247V2ZM252 1V2H251ZM96 2V3H95ZM241 2V3H240ZM88 7L90 6L89 4L87 5ZM250 6V7H249ZM23 7V6H22ZM21 7V8H22ZM26 7H28V6H26ZM79 7V6H78ZM91 7V6H90ZM235 7H237V8H235ZM28 8H30L29 10H26V8L24 9V8H22L21 9V19H19V20H22V19H24V20H27V19H29L30 18V16H31V14L32 13H36L37 11H38V8H40V6H30V7H28ZM241 8V9H240ZM245 8V9H244ZM26 10V11H25ZM52 10H54V9H51L50 10V12H52ZM84 9H83V7H82V5L79 7V8H77V13H78V17H82V15L80 16V14L81 13H83L84 11H83ZM246 10V11H245ZM23 11H24V13H23ZM31 11V12H30ZM83 11V12H82ZM81 12V13H80ZM90 13H91V11H89ZM230 12V13H231ZM236 12V13H235ZM229 14V15H228ZM237 16V15H236ZM246 16V15H245ZM244 16V17H245ZM43 17V16H42ZM42 17H39L38 19H40L41 21H43V19H44V17H43V19H42ZM47 17V16H46ZM45 17V18H46ZM262 16H259L258 18H257V22H259V23H263L264 22V17L263 18H261ZM229 18V19H228ZM74 19H76V16L75 17H73V19H71L72 21H74ZM80 18H77V20H79ZM46 20V21H45ZM49 20H51V18H49ZM48 18H46V19H44V22H47L48 23ZM69 21V23H67V25H65L64 27V29L66 30H64V32H62V36L61 35H59V38H58V43H57V45L58 46H60L64 41H62V40H65L68 36H69V31H72L73 30V28L75 27V25L77 24V20H75V22H72V21ZM230 20V21H229ZM259 20V21H258ZM234 23H233V22ZM232 22V23H231ZM229 26V27H228ZM239 26V27H238ZM71 27H73L72 29H70ZM238 27V29H236ZM241 27V28H240ZM240 28V29H239ZM69 30V31H68ZM69 33V34H68ZM5 34V32L4 33H2V34H0V37L1 36H3ZM25 34H22L21 33V35L18 37V38H16L15 40L13 39V40H11L10 42H9V40H7V43L6 42H4L3 44H4V46H5V43L7 44L6 45V47L8 48H4L3 47V45H1L2 46V50H1V52H0V93H1V91H2V93L0 94L1 96H0V141H2V142H0V144L3 146V148H4V150H10L11 151V148H14V140H17V141H19L20 139L21 140H27L28 142H29V144H30V146H31V149H29L28 151H29V154H30V156L29 155H27V157L30 159V157H32L31 159H33V160H29V162H31L32 164H34L35 162L34 161H37L36 159L34 160V157L36 156V155H40V156H43L42 155V153L43 152H46L47 150H48V148L47 147H49V150L48 151H52L55 147H57V148H55L54 150H57V152H62L63 154L62 155H65V154H67V151H69V150H77L78 148H80V150H77V151H81L83 148H88L89 149V146H93L91 143L93 142V140L95 139H97V138H99L100 137V135H101V129H99V128H93V130L90 128L91 127V125H90V123H91V118H92V116L90 115L91 113H89V112H86V111H81V109L79 110V108H78V106L77 105H75V104H73V102H70V105H67V104H69V103H67V104H65L66 102H62V101H60V103H59V101L58 102H56V103H51V102H49V101H46V100H42V102L40 101V102H37V103H40V105H38V106H36L35 104H34V108L33 109H31L30 107H28L29 105L31 106V104H30V101L29 100H31V102L33 101V98H34V95H35V93H36V91H37V89H39L42 85V83H43V81L42 80H44V78L46 77V75H47V73L48 74H50L51 72H52V70H51V67H50V69H48L47 71V73H46V70H45V72L44 73H46V74H43V72H38L39 74H40V76H37V75H39L37 72H34V74L32 73L33 71H31L29 68H27V66L25 65H22V67H20V66H18V68L16 67L15 68V66H14V64H13V61H11V60H14L13 58H16L17 56H19V57H22L24 54H27V52L29 53L30 51L31 52H36L37 53V51L39 52V50H41V48L40 49H38V48H36L37 46H39L38 45V41L36 40L35 41V39H34V41H29V43H26V45H24V43H23V45H24V47H22L21 45H22V42L24 41V36ZM223 36H221V37H219L218 38V41H217V43L218 42H220V41H223ZM21 37V38H20ZM63 37H65V39L63 38ZM62 38V39H61ZM20 41V39H21V41H20V43L21 44H18L19 43V41ZM17 40V41H16ZM9 42V43H8ZM15 42V43H14ZM16 42H18V43H16ZM12 43V44H11ZM14 43V44H13ZM28 44V45H27ZM37 44V45H36ZM228 44L230 45V47L233 49V46H234V44H235V42H233V41H231V43H230V40L228 41ZM12 45H14V46H12ZM36 45V46H35ZM40 45H42V43H40ZM221 45V43L219 44H217V45H214L215 47H213V53H216V52H218V49L221 47L220 46ZM0 46V47H1ZM10 46H11V48L13 47H15V50L13 49H11L10 48ZM16 46L18 47V46H21L22 48H20V47H18L17 49H16ZM28 47V48H27ZM29 47H30V51H29ZM34 47V48H33ZM26 48V49H25ZM37 50H36V49ZM34 49V50H33ZM234 49H235V47H234ZM13 52H12V51ZM9 51H10V53H14V55H12V54H10V55H12L13 56V58H12V56H9L8 57V55H9ZM8 54H6V53ZM57 53H58V51L56 50L55 51V53L53 54V56L55 55V57H56V55H57ZM16 55V56H15ZM147 55H148V57H147ZM151 54L150 53H147L146 54V56L144 57L145 58V60H144V58H142V61H141V63L142 64H147V62L150 60V56ZM244 57H242L243 59H244V61H247L248 59L246 58V56L245 55H243ZM8 57V58H7ZM147 57V58H146ZM18 58V57H17ZM54 59H56V58H54ZM52 61H54L53 59H51ZM217 60H220L221 62H222V60L221 59H215V57L213 58V56L212 57H209V58H204L203 60H202V62H200L201 64V67H200V70H199V74H196V76H194V78H192V82L193 83H190L191 84V86H190V88H191V90L189 89V90H185V91H183V92H179V93H177L176 94V96L177 97H175V95L174 96H170L167 100H166V103L167 102H170V103H168L169 105H167L166 103V105L164 106V110L163 111H165V112H162V114L160 113L158 116H157V118H156V121L158 122H156V129H157V126H158V129H157V131L158 132H156V133H153V127H155L154 125H153V127L152 128H150V131L152 132H150L149 131V133L147 134V135H144L142 132L143 131H140V130H136V129H138L137 127H135V125H131V126H126L127 128H125V127H119V128H124V130L126 131V132H124V130L123 129H121V130H123V132L125 133H123L124 135H126V137H121V138H123V143H119L120 141H121V138H120V131L118 130V129H116L117 130V136H119V138L120 139H118V137H116V133H113V136L115 137V139L117 138L118 139V143L119 144H121V145H119V146H121V148H122V153H121V158L120 157H118V159H114L112 162H117V163H113L114 165H112L113 167L112 168H109L108 169V172H107V170H106V173L105 172H102L101 174H103L102 176L101 175H99V176H101L100 178H96L95 179V181L93 180V181H88L87 182V185H84L86 188L88 187V189H86L85 188V191H86V193H88L89 191L91 192H93L94 190L95 191H97V189H99L98 187H101L103 184L105 185V182H103V180L105 179V178H107L108 177V179H106V180H104V181H106V183L107 182H109L112 178L111 177H113L114 178V176H117V174L116 173H114V175H112V176H110L109 177V175H111L110 173H113V171H118V170H120L119 172H118V174H120L121 176H117V177H119V179H118V181H117V183L119 182V183H124L125 181L124 180H127L128 182L129 181H134V182H139V184H141V187H143V189H146V190H148V191H150L154 196H153V198H154V200L156 201H154L157 205H159V208L157 207V209H158V211H159V209H161V212L160 213H162V214H164V215H162L161 214V216H162V218H160V217H158L159 215H160V213H158L159 215H156V210H155V212H154V216H156V217H154V220H156V218H157V222L155 221V225L156 224H158L159 225V227L157 228V225H156V229H159V230H161L163 227H165V228H163L164 229V237L167 239V237H169L168 239H169V241H173V239H175V241L176 242H174L173 241V243H174V245H171V248L174 246L175 247V249H169V251L171 252V250H172V252L173 251H175L176 252V254H175V252H173V254H174V256H173V254H172V252L171 253H168L169 251H168V247H170V245L169 244H171L170 242L167 244V245H169V246H167V250H166V252L167 253H164L163 254V248H160V247H158V249L160 250V251H158V250H156V248H157V245H154V244H152V242H150L151 241V239L150 240H145V241H143L144 239H147V237L146 238H144L143 240L141 239V237L142 236H139L138 238L140 239H138V238H136L135 236L133 237V235H132V232H130V231H127L126 229H125V227H127L128 225H127V223L126 222H124L125 221V219L124 218H120V217H117V215L115 216V215H113V217H112V211L114 212V209H104V208H96V211H95V209H94V211H92V210H90V213H92L91 214V216L90 215H88L89 213V210H87V212H84L85 213V215H84V213H81V214H83V216L81 215V214H79V215H77L76 217H78V218H76L75 216H74V209H75V207H76V205H78L80 202H81V200H83V199H81L80 201H78L76 204H74V205H72V206H70L71 207V209H70V207H69V209H67V211H66V213H68V214H65V213H63L62 214V216H61V225L62 226H60V228L58 229V228H55V229H53L52 231H51V233H50V235L48 236V240H51L49 243L47 242L46 243V241H44V240H47V239H42V238H39V239H37V240H40V244H42V245H39V243L36 241V244H33L32 242H31V244H28V243H26V244H24L25 245V250L23 249H19V248H21V246L19 247V248H17L18 250H20V252L16 249V247H10L11 249H13V250H11L10 251V248L8 249L9 250V252L11 253V254H9V252H7V255L9 256H11L10 257V259H8L9 257L7 256V260L9 261V262H7V264H106V263H114V264H116L117 262H115L113 259L115 258V257H113L112 255L114 254V255H116V258L115 259H117L118 257H117V255H120L121 256V258H123L124 256H126L127 258L125 259V257L123 258V261L122 262H125L126 264L128 263H130L131 261H129V260H127V259H131L130 257V252L132 251V246L133 245H131V244H139L140 242H141V240L143 241V242H145V243H140L139 244V247L140 246H142V245H144L145 246V244H147V245H149V246H152V245H154V247H149V246H147L146 245V247L147 248H149L150 249V251L148 252L147 251V249L146 250H144L143 252H144V254H143V252L141 253V254H143L144 256H140V258L142 257V260L144 259V260H146V256L148 257L147 259H149L148 261H146L147 263H145V261L143 262V261H141L140 260V258H139V260H140V262H142L143 264L145 263V264H169V262H170V264H201V261H202V263H203V258H204V263L205 264H215V262L216 261H218V264H232V263H234V264H264V229H263V235L260 233V232H262L261 230L259 231V228L260 227H264L263 225H264V214H262L261 215V212H264L263 210H264V205L262 206V203L264 202V193L262 194V193H260V192H262L261 190H253V192H251V189L250 190H247V191H249V192H247L248 194L247 195H245L244 196V194H245V190L246 189H244L243 188V184L248 180V176H249V178L251 177V176H255V175H253V173L255 172V174H257V171L259 172V169L257 168V166H255V163L256 162H258V160H260L259 158H261V157H263L262 156V152H261V150L258 148V149H255L254 150V152L251 154V156H253V157H251L253 160H252V163L254 164H252L251 163V161H249V163H248V165H249V167H248V165L246 166V167H242L241 165H240V163L238 164L239 165V168H238V165L236 166V170L237 169H239L240 170V172L238 171V173H237V171L236 170H233L235 173V175H236V173H237V175H239L240 177H238L237 175V177L236 176H234V174H233V172H232V178H231V180H232V182H233V186L234 187H238L239 185L241 186L240 188H241V193H238L239 191H235L234 190V187L233 186H231V184L230 183H232L231 181H230V179L228 178L227 179V176H226V179H225V173H224V169H222V170H219V169H221L220 167H219V171H222V173H217L218 172V170H214V172H215V174H219L218 175V177L217 178H211V179H208V180H210V182H208V184L209 185H207V182L206 181H204V180H202L201 181V178L202 179H204L203 178V176H204V174L205 173H207V176L209 177V175L212 173L213 174V171L211 170H209V169H206L205 170V172L203 173L202 172V170L204 171V169H200L199 168V171H198V169H197V172H196V168H191V169H187V170H191V172H193V173H191V175H190V171H187V170H182V169H180V170H177V168H175V171H173V173L172 172H169V173H163V171H161L160 170V168H163L166 164H168V165H174V164H176V166L175 167H177V164H178V162H179V158L182 156V154L184 155V153H186L187 152V150L189 149V148H192V150L191 149H189L188 151H193L194 152V148H199L200 146H204V147H207V146H210V144H207V142H209V140H210V142L212 143L213 141H217L218 139V135H220L221 136V134H222V132L221 131H223L224 130V128H223V126L225 125V126H227V127H229L230 128V125L233 127H238V126H236L237 124L239 125V121L237 122V119L238 118H240V116H239V113L237 114V116H234L235 114L233 113V112H235V111H233L232 113H228V116H227V113L226 114H222V111L224 110V113H225V108L227 107L228 108V106H229V108L231 107H234V109H236V111L239 109L240 110V113H242L241 114V122L242 123H244L243 124V126H245L244 128L247 130V132L249 133V134H251L250 136H246L245 137V143L247 144V145H249L250 147L252 146V144L254 145L255 144V140H254V138H253V136L252 135H254V137L256 138V142H257V140H259L260 138L257 136V135H259V134H262L263 132H261V129L263 128L264 129V121L261 123L263 126H261L260 125V122H258L260 119H254L253 117H252V114H255V112H256V110L258 111V109H262L263 108V106L264 105H261L260 103H264V101H263V97H264V88H262V90H261V87L263 86L264 87V82H261V81H257V82H255L254 83V81L253 80H256L257 78H256V75H254L255 73H253V70L251 71V70H249V71H251V72H248L247 73V71L246 72H243V74L244 75H242L241 73L240 74H237L240 78H244V79H238V84H237V87H233V90H232V88H231V90L232 91H230V89L229 88H225V87H222L221 88V86H218L219 84H217V86L220 88V89H222V90H216V89H218V88H213V91H209V93L207 92V91H205L204 89H200L198 86H199V84H197V83H199L200 81V78H201V80H202V77H204L203 76V74L205 75V73L207 72V71H209V70H211V68L213 69L214 67L215 68H217V67H219L220 66V64H221V62H219V61H217ZM51 61V62H52ZM215 61H216V63L218 62L219 63V65H218V63L216 64L215 63ZM214 63V64H213ZM10 64V66H8ZM213 65H215V66H213ZM9 68H8V67ZM53 67V66H52ZM202 67H204V68H202ZM7 69V70H6ZM29 69V71H31V72H29V71H27V70ZM51 72H50V71ZM10 71V72H9ZM203 72V73H202ZM5 75V76H4ZM41 75H44V76H41ZM200 75V76H199ZM252 75H253V77H254V79H252L253 77H252ZM9 76V77H8ZM216 76V75H215ZM8 77V78H7ZM214 77V76H213ZM217 78V79H216ZM219 77L217 76V77H214L213 79H210V81H212V80H214V84H213V87H215L216 86V83H217V81L219 80L218 79ZM3 79H5V80H3ZM8 79H9V81H8ZM216 79V80H215ZM3 80V81H2ZM11 80H13V81H11ZM17 80V81H16ZM242 80H244V81H250V82H252L253 81V85H252V83H249L248 81H247V87H246V85L245 86H240V84H245V82L244 81H242ZM258 80V79H257ZM199 81V82H198ZM216 81V82H215ZM240 81H242V82H240ZM213 82V81H212ZM211 82V83H212ZM195 83V84H194ZM249 83V84H248ZM262 86H261V85ZM249 85H250V88H249ZM260 85V88L258 87ZM216 86V87H217ZM253 86H254V89H253ZM247 88V89H244V88ZM252 87V88H251ZM198 88H199V90H201L200 91V93H205L206 92V94H205V96L207 95V96H212L211 98H214L213 96L215 95V100L213 99V103H212V101L211 100H209V97H208V101H210L211 102V105H207V104H203V102H204V100H203V102L201 101V99L202 98H204L205 99V97L203 96L204 94L202 93V95L200 94V93H198L199 91H198ZM257 88H259L258 90L260 91H258V90H256ZM229 89V90H228ZM249 89H251L250 90V92H249ZM34 90V91H33ZM215 90V91H214ZM236 90H238V94H243V95H245V98H246V96H247V98H246V100H247V102H245V106L243 105L242 107V109H241V106H240V102L241 103H244V101H246V100H244L245 98L243 97V98H241L242 99V101H240L239 99L238 100H236L237 98H240V96H238V94L235 92ZM245 90V91H244ZM220 91H222V92H220ZM230 91V92H229ZM234 91V92H233ZM257 91H258V94H257ZM197 94H195V93ZM248 92V93H247ZM33 93V94H32ZM216 93V94H215ZM30 94H32V95H30ZM182 94V95H181ZM185 94H186V96H185ZM235 94H237L236 96V99H235ZM248 94V95H247ZM262 94V95H261ZM192 95V96H191ZM196 96V98H195V96ZM199 95V96H198ZM201 95V96H200ZM217 95V96H216ZM218 95L220 96L219 98H218ZM32 96V99L30 98ZM191 96V97H190ZM198 96V97H197ZM206 96V97H207ZM222 96H224V97H222ZM251 96V97H250ZM254 96H256L255 98H253ZM3 97V98H2ZM24 97H26L25 99H24ZM174 99H173V98ZM200 97H202L201 99H200ZM232 97H234V98H232ZM260 97V98H259ZM177 98H179V100L177 99ZM186 98V99H185ZM190 98H193L192 100L190 99ZM210 98V99H211ZM218 98V99H217ZM29 99V100H28ZM172 99V100H171ZM185 99V100H184ZM189 99V100H188ZM196 99V100H195ZM198 99V100H197ZM224 99H225V101H227V102H225L224 101ZM235 99V100H234ZM251 99V100H250ZM6 100V101H5ZM169 100H171V101H169ZM194 100V101H193ZM232 100V101H231ZM250 100V101H249ZM185 103H188L189 101H190V103L193 101V103L194 104H192V105H195V101L197 102V107H198V109H199V104L201 103V104H203V105H201V109L203 110H201L200 112L201 113H204L205 114V116H207L206 115V108H208L209 110V114H208V117H209V115H211V112H212V115H211V117H209V121H207L206 120V117L204 116V114H203V119H205V120H203L202 118H200V117H202V114H201V116L199 117L200 119L198 120L197 118H198V116H199V114H200V112L198 113V111L196 112V110L195 109H191L190 111H189V115L187 114L185 117H183V119L181 118V119H178L177 121H170L169 123H171V124H169V123H167V121L169 120V118L170 117H172L171 115L172 114H174L176 111H175V109L177 108V107H180L184 102ZM188 101V102H187ZM214 101H215V103H214ZM237 101H239V102H237ZM254 101V102H253ZM256 101H259L258 103L256 102ZM6 102V103H5ZM28 102V103H27ZM198 102H199V104H198ZM205 102H207V101H205ZM210 102H208V104L210 103ZM219 102V103H218ZM221 102V103H220ZM229 102V103H228ZM36 103V104H37ZM49 103H50V105H52V108L50 107V105H49ZM58 103V104H57ZM64 103V104H63ZM184 103V104H185ZM218 105H217V104ZM225 103V104H224ZM237 103V104H236ZM252 103V104H251ZM5 104V105H4ZM21 104H23V105H21ZM44 104V105H43ZM213 104V105H212ZM222 104V105H221ZM236 104V105H235ZM238 104H239V106L240 107H238L237 108V106H238ZM2 105H4V106H2ZM66 105V106H65ZM171 105V106H170ZM173 105V106H172ZM219 105H221V107H219ZM242 105V104H241ZM255 105H256V108H255ZM258 105V106H257ZM261 105V106H260ZM39 106H43V110L41 109V107H40V110H39ZM47 106V107H46ZM68 106V107H67ZM69 106H72V110L70 111V113H69V111H68V109H69ZM76 106V107H75ZM168 106V107H167ZM196 106V105H195ZM195 106H192V108L194 107L195 108ZM214 106H216V107H214ZM224 106H226V107H224ZM3 107H5V108H3ZM22 107H24V109L22 108ZM54 107V108H53ZM74 107V108H73ZM168 109H167V108ZM196 107V108H197ZM210 107V108H209ZM224 107V108H223ZM236 107V108H235ZM245 107V108H244ZM25 108H26V112L25 111H23V110H25ZM47 108V109H46ZM220 108H222V109H220ZM256 110H255V109ZM67 109V110H66ZM197 109V110H198ZM211 109V110H210ZM27 110H29L28 112H30V115L32 116V114H33V112H34V110L36 111L35 112V115L37 116V115H40V114H37V113H42L41 114V116H37L36 118H35V115L34 116H32V117H34V119H37V121L36 120H34L33 118H31V117H29L30 115H28V117H26L27 116V114H29V113H27ZM32 112H31V111ZM37 110H39V112L37 111ZM52 110V111H51ZM177 110V109H176ZM200 110V109H199ZM205 110V111H204ZM217 110H219V111H217ZM222 110V111H221ZM228 110V109H227ZM231 110V109H230ZM233 110V109H232ZM231 110V111H232ZM250 110H252L251 112H250ZM23 112V113H21V112ZM43 111V112H42ZM174 111V112H173ZM195 112V114H194V112ZM221 111V112H220ZM229 111V110H228ZM231 111H229V112H231ZM169 112V113H168ZM216 112H217V114H216ZM218 112H220V113H218ZM66 115H64V114ZM166 113L168 114V115H166ZM172 113V114H171ZM196 113H198V114H196ZM236 113V112H235ZM252 113V114H251ZM19 114H20V116H19ZM22 114H24V115H22ZM47 114V115H46ZM69 114V115H68ZM86 114V115H85ZM191 114V115H190ZM26 115V116H25ZM63 115V116H62ZM82 115V116H81ZM90 115V116H89ZM160 115H162V116H160ZM167 117V116H169V118L167 117V118H165V116ZM196 115H198L197 117H196ZM213 115H214V117H213ZM217 115H218V117H217ZM225 115V116H224ZM24 116V117H23ZM70 116H72V117H70ZM39 117H41L40 119H39ZM69 117L71 118V119H69ZM84 117V118H83ZM91 117V118H90ZM190 119H189V118ZM207 117V118H208ZM212 117L213 118H215V119H217L216 121H218V120H220L221 119V117H223L222 119H224V122H223V120L221 119V122L219 121V124H217V123H214V124H216V125H220V127L219 126H216V128H215V130H217L219 133L217 134V132H215V130H214V132H211V131H213V129H211L210 128V124L209 123H211V119H212ZM217 117V118H216ZM227 117V118H226ZM22 118H25V120L24 121H22L21 122V120H23ZM28 118H31V119H28ZM52 118V119H51ZM56 118V119H55ZM65 118H68V119H65ZM88 118H89V121H88ZM162 118H164L163 120H162ZM192 118H195V120L193 121V122H195V123H191V121L193 120ZM50 119V120H49ZM57 119H58V121H57ZM171 119V118H170ZM30 121V122H25V121ZM32 120V121H31ZM40 120V121H39ZM64 120V121H63ZM71 120V121H70ZM73 120H75V121H73ZM181 120V121H180ZM183 120V121H182ZM203 120V121H202ZM214 120V119H213ZM239 120V119H238ZM256 120H258V121H256ZM261 120H263V119H261ZM20 121V122H19ZM79 121V122H78ZM164 122V125H163V123H161V122ZM166 121V122H165ZM215 120H214V122H216ZM228 121V122H227ZM229 121H230V123L231 124H229ZM24 122V124H22ZM55 122V123H54ZM68 122V123H67ZM86 122H90L89 124L88 123H86ZM174 122V123H173ZM191 123V125H190V123ZM202 122H203V124H204V126H203V124H202ZM232 122H235V123H237V124H232ZM241 122H240V125L239 126H241L242 124H241ZM66 123V124H65ZM79 123V124H78ZM169 124V126H172L173 124L175 125H177V128L175 129L173 126V129H172V127H166V126H168V125H165V124ZM173 123V124H172ZM228 123V124H227ZM161 124H162V127L163 128H166V130L168 129V130H170L169 132L171 133V131H174V132H176V134L174 133V135H171L172 137H170V135L167 133V134H165L166 132H168V131H166V130H163V128L161 127ZM195 124H196V126H195ZM197 124H200V128L203 126V127H205V126H207V127H209V130L211 129V131L209 132V130H208V132H206V130L208 129V128H206V130H204L203 128H201L200 130H199V127L197 126ZM201 124H202V126H201ZM206 124V125H205ZM258 124V125H257ZM181 125V126H180ZM194 125V126H193ZM252 125V126H251ZM258 126L259 127V125L262 127V128H260V131H259V128H255V126ZM26 126H27V128L29 129H27L26 128ZM53 126V127H52ZM73 126V127H72ZM152 125H150V127H151ZM191 126L193 127V128H191ZM224 126V127H225ZM50 127V128H49ZM198 127V128H197ZM227 127H225V128H227ZM251 127H252V129H251ZM255 129H254V128ZM134 128V129H133ZM136 128V129H135ZM161 128V129H160ZM181 128V129H180ZM189 128V130H190V128L191 129H194L195 130V133L193 132V131H189V130H186V129H188ZM197 129V131H196V129ZM218 128H219V130H218ZM55 129V130H54ZM65 129V130H64ZM99 130V132H98V130ZM128 129V130H127ZM152 129V130H151ZM155 129V130H156ZM228 129V128H227ZM254 129V130H253ZM262 129V130H263ZM97 130V131H96ZM115 130V131H116ZM134 130V131H133ZM251 130V131H250ZM28 131V132H27ZM91 131V132H90ZM137 131V132H136ZM161 131H164V132H162V136H161V138H160V135H161ZM206 133H205V132ZM258 133H257V132ZM96 132H98V133H96ZM133 132H136V135L133 133ZM181 132H183V133H186L185 134V136L187 137V138H184L183 139V141L185 142V143H189V144H193V145H190V146H188L189 144L187 143V145H183V146H181L180 148L178 147L174 152H173V154L170 156V157H174V161H173V159H168L169 160V162H167L166 164H164L163 162H161L160 160H159V150H160V148H165L164 146L165 145H171V143H175L176 144V138H178V137H176V136H179V134H180V137H183L184 136V134L183 133H181ZM255 132L257 133L256 135H255ZM260 132V133H259ZM24 133H26V134H24ZM50 133H52V134H54V135H50ZM71 133V134H70ZM92 133V134H91ZM187 133H189V134H187ZM48 134V135H47ZM95 134H97L96 136H95ZM100 134V135H99ZM115 134V135H114ZM141 134H143L142 136L143 137H141V135H140V137H139V135ZM181 134H183V135H181ZM208 134V135H207ZM209 134H210V136H209ZM213 134H215V135H213ZM264 134V133H263ZM262 134V135H263ZM14 135V136H13ZM27 135H28V137H27ZM31 135V136H30ZM57 135V136H56ZM65 135H66V137H65ZM124 135H121V136H124ZM135 135V136H134ZM159 135V136H158ZM212 135H213V137H212ZM2 136V137H1ZM29 136H30V138H29ZM51 136V137H50ZM56 136V137H55ZM64 136V137H63ZM88 136V138H86ZM92 136V137H91ZM136 136H138L139 138H137ZM174 136V137H173ZM208 136H209V138H208ZM215 136V137H214ZM13 137V138H12ZM18 137H20V138H18ZM22 137V138H21ZM53 137V138H52ZM55 137V138H54ZM61 139H60V138ZM95 137V138H94ZM97 137V138H96ZM144 137H147V138H144ZM168 137V138H167ZM171 139H170V138ZM197 139H196V138ZM204 137V138H203ZM227 137V136H226ZM225 137V140L227 139V141L229 142V141H231V142H233V138H231V136L229 135L227 138ZM257 137H258V139H257ZM260 137H262V136H260ZM1 138L2 139H4V140H1ZM11 139V142H10V139ZM15 138V139H14ZM28 138L29 139H31L32 140V142L30 141V140H28ZM57 138V139H56ZM59 138V139H58ZM136 139V141H135V139ZM141 138V139H140ZM142 138H144L145 140H148V141H145V140H143V141H141L142 140ZM150 138V139H149ZM173 138V139H172ZM175 138V139H174ZM189 138V139H188ZM201 138V139H200ZM253 138V139H252ZM264 138V137H263ZM89 139V141H87L86 143H88V142H91L90 144H89V146L88 147H86L87 146V144L85 143V140H88ZM90 139H91V141H90ZM116 139V140H117ZM128 139H129V141H128ZM133 139V140H132ZM159 139V140H158ZM168 139V140H167ZM182 139V138H181ZM180 139V140H181ZM196 139V140H195ZM217 139V140H216ZM250 139V140H249ZM9 140V141H8ZM51 140V141H50ZM65 140H67V141H64ZM131 140L132 141H135V142H133L132 144L134 145V144H136L135 146L136 147H138L139 146V144L138 143H142V144H140V146H139V148L137 149L136 148V150L135 149H133L132 150V148H133V145H131L132 146V148H131V146H130V144H131ZM158 140V141H157ZM168 142L167 144H166V141ZM169 140H170V142H169ZM179 140V139H178ZM177 140V142H179ZM187 142H186V141ZM198 140V141H197ZM4 141V142H3ZM17 141H15V142H17ZM34 141V142H33ZM200 141V142H199ZM203 141V142H202ZM251 141V142H250ZM38 143H40V144H38V146H36ZM54 142V143H53ZM60 142V143H59ZM63 142H64V144H63ZM78 142V143H77ZM129 142V143H128ZM138 142V143H137ZM165 142V144H164V146H163V143ZM196 142H198V143H196ZM209 142V143H210ZM230 142V143H231ZM254 142V143H253ZM3 143V144H2ZM6 145H5V144ZM32 143H34L33 145V147H32ZM42 143V144H41ZM51 143V144H50ZM116 143H117V141H116ZM118 143H117V145H118ZM149 145V143L151 144V145H153V143H156V144H154L153 146H151V148H147L148 147V145ZM201 143V144H200ZM11 144V145H10ZM44 144H45V146H44ZM48 146H47V145ZM65 144H67L66 146H65ZM79 144H80V147H79ZM86 144V145H85ZM138 144V145H137ZM144 144H146V145H144ZM157 144H158V146H157ZM160 144V145H159ZM207 144V145H206ZM39 145H40V149H39ZM128 145H129V147H128ZM167 145V146H168ZM42 146V147H41ZM54 147L53 149H52V147ZM85 146V147H84ZM147 146V147H146ZM161 146H163V147H161ZM47 148L46 150L44 149V148ZM67 148V149H69V150H65V152H63L64 150H63V148ZM143 147V148H142ZM158 147V148H157ZM189 147V148H188ZM5 148H7V149H5ZM35 148H37V150H35ZM44 149V151L42 152V153H40V151L39 150H43ZM51 148V149H50ZM62 148V149H61ZM91 148V147H90ZM155 149V148H157L156 150H155V152L152 150V149ZM182 148V149H181ZM200 148H202V147H200ZM145 149V150H144ZM187 149V150H186ZM194 149V150H193ZM19 150V149H18ZM36 151V153H35V151ZM61 150H63V151H61ZM84 150H86V149H84ZM84 150H82V151H84ZM132 150V151H131ZM134 150H135V152H134ZM151 150V153L149 152ZM178 150H180L181 152H179ZM186 151V152H184V151ZM34 151V152H33ZM177 151V152H176ZM18 152V151H17ZM37 152H38V154H37ZM176 152V153H175ZM179 152V153H178ZM189 152V153H190ZM18 153H22L20 150H19V152ZM28 153V152H27ZM40 153V154H39ZM132 155H131V154ZM175 153V154H174ZM188 153V152H187ZM261 154V156H259L260 154ZM35 154V155H34ZM44 154V153H43ZM181 154V155H180ZM33 155V156H32ZM145 155V156H144ZM176 155V156H175ZM142 156V157H141ZM157 156V157H156ZM237 156V155H236ZM133 157V158H132ZM145 157H146V159H145ZM156 157V158H155ZM172 157V158H173ZM38 158H40V157H38ZM102 158V160H100ZM169 158V157H168ZM237 158H241L240 156L238 157L237 156ZM100 159H99V163H102V162H105L106 161V157H100ZM153 159V160H152ZM161 159V158H160ZM118 160V161H117ZM121 160H123V161H121ZM155 160H156V162H155ZM157 160L159 161L158 163H157ZM173 162H172V161ZM251 160V159H250ZM121 161V162H120ZM143 163H141V162ZM139 162V163H138ZM148 163V164H147ZM32 164H31V166H32ZM116 164H117V166H116ZM120 164V165H119ZM136 164H139V165H142L141 167L140 166H138V165H136ZM154 164V165H153ZM251 164H252V168L250 167L251 166ZM30 165V164H29ZM145 165V166H144ZM119 166H121V167H119ZM257 168H255V167ZM118 167L119 168H121V169H118ZM132 167V168H131ZM139 167V168H138ZM145 167V168H144ZM151 167V169H149L148 170V168H150ZM243 169H242V168ZM142 168H143V170H142ZM147 168V169H146ZM159 168V169H158ZM241 168V169H240ZM248 168V169H247ZM138 169H140V171L138 170ZM195 169V170H194ZM215 169V168H214ZM217 169V168H216ZM235 169V168H234ZM246 169H247V171H249L250 170V172H251V174H249V172H247L246 171ZM253 169V170H252ZM158 170H160L161 172H159ZM209 170V174H208V171ZM245 170V171H244ZM255 170V171H254ZM257 170V171H256ZM116 171V172H117ZM134 171V173L135 174H133L132 172ZM136 171V172H135ZM155 171V172H154ZM185 171L188 173V174H186L185 173ZM201 171V172H200ZM244 171V172H243ZM181 172H183L182 174H179V173H181ZM198 172H200L203 176H201L200 177V175L201 174H199ZM245 174V172H247L245 175H244V177H246L247 178V180L246 181H244V179L245 178H243V175L241 176V174H243V173ZM144 173H146V174H148V173H152V174H155L154 176L152 175V177L151 178H149L150 176H148V177H146V174H145V177L148 179H145V178H143L144 177V175L143 176H141V175H139V174H144ZM160 173V174H159ZM239 173H241V174H239ZM107 174H109V175H107ZM116 174V175H115ZM150 174H148V175H150ZM156 174H157V176H156ZM158 174H159V176H160V180H159V177H158ZM162 174V175H161ZM195 174V175H194ZM197 174V175H196ZM248 174V175H247ZM105 175H107L106 177H105ZM171 175L173 176V177H171ZM181 175L183 176L184 175V177H182V178H180L181 177ZM187 177H186V176ZM206 175V174H205ZM247 175V176H246ZM141 176V177H140ZM164 176V177H163ZM167 176H169L168 178H167ZM176 176H180V177H176ZM189 176H192V179H190L189 178ZM212 175H210V177H211ZM214 176V175H213ZM156 177H158L157 178V180H155L156 179ZM194 177H195V181L194 182H196V180H197V182H196V185L197 184H201L203 187L205 186L206 188L205 189H202V188H198V187H201V185L200 186H196L195 184H194V182H193V180H194ZM197 177V178H196ZM215 177V176H214ZM220 177V178H219ZM111 178V179H110ZM154 178V179H153ZM186 180H188V182H190V185L188 186V187H190L191 189L189 190V189H186L187 188V186H184L183 187V185H182V187L183 188H185V189H183L182 188V190H181V185L180 184H182L183 182L182 181H184L185 179ZM205 178L207 179V177L205 176ZM236 178H237V180H236ZM240 178H241V181H239L240 180ZM242 178H243V181H244V183H241L240 184V182H242ZM110 179V180H109ZM135 179V180H134ZM143 179H145V180H147V183H145L144 182V184H143ZM151 179H153V180H151ZM166 179H167V181H166ZM214 179H217V181L219 180V183L217 184V181H215ZM220 179H222L221 180V182L222 183H220ZM96 180L98 181V182H96ZM173 180L175 181V183L173 182ZM200 180V181H199ZM224 180H226V182L224 181ZM126 181V182H127ZM132 181V182H133ZM153 181V183H151ZM163 181V182H162ZM164 181H166V186H168V188L169 189H173L176 185H178L179 183H178V181L180 182V188L178 187V186H176V187H178L180 190H181V192L183 193V196L184 197H182V194L181 195H179L178 193H181L180 192V190L178 191V190H176V189H178V188H176V189H174V190H176V191H169L168 189H166L168 192H171L172 193V195H171V193H170V195L172 196V197H174L175 195H173V193L174 194H176L175 192H177L178 191V196H177V194H176V196H177V198H180V196H181V198L184 200L185 198L186 199H188L187 201H189V202H187L186 200H184V201H186V203L184 202V201H181V202H183L184 203V206H186V207H188V204H190L191 203V205L190 206H192V208H193V204H195L196 205V208L195 209H192L190 206V208L188 207V209H186V208H184L183 207V203H181L180 201L178 202L177 200V198H175V202H174V200L173 199H171V200H169L171 197H169L166 193H168L166 190H163L162 188H166V187H164L165 186V184L164 185H162L163 183H164ZM215 181V182H214ZM229 181H230V183H229ZM237 181V182H236ZM100 182V183H99ZM102 182H103V184H102ZM137 182V183H138ZM159 182H161V183H159ZM171 182H172V184L174 183V184H176V182H177V184L176 185H174L173 184V186H172V184H171ZM206 182V183H205ZM213 182H214V184H213ZM237 184H236V183ZM88 183L89 184H93L92 185V187H90V185L88 186ZM99 183V184H98ZM156 184V186H154V185H151V184ZM169 183V185H167ZM216 183V184H215ZM235 183V184H234ZM238 183H239V185H238ZM95 184H97V185H95ZM161 184V185H160ZM171 184V185H170ZM225 184V185H224ZM228 184L230 185V187L228 186ZM99 185V186H98ZM160 185V186H159ZM217 185H220L219 187L220 188H222V189H224L225 187H229L228 189L230 190L231 189V187H233V189L232 190H230V192L228 193L229 194V197L231 198V199H233V201H231V199L228 197V196H226L227 195V190H226V192H224L225 191V189H224V196H226V197H228L227 199H226V197L225 198H221L220 197V195H222L221 194V190H220V188L219 187H217ZM238 185V186H237ZM84 186H83V190H84ZM96 186V187H95ZM98 186V187H97ZM153 186L154 187V190H150V188ZM157 186H159L158 188H157ZM163 186V187H162ZM170 186V187H169ZM171 186H172V188H171ZM192 186H195L194 188L192 187ZM91 189H90V188ZM95 187V188H94ZM152 187V188H153ZM156 187V188H155ZM196 187H197V192H198V194H199V196L201 195V194H203V195H201V196H203V197H205L206 195L204 194L206 191H209V192H212V193H216L222 200H219V201H221L222 202V204L220 205V207L221 206H224L223 208L221 207L220 209H219V207L217 208L218 210H219V213H218V211H217V209H215L214 211H215V213L213 212V209H212V212H213V214L215 215V216H212V212L210 211V207L208 206V204H207V202L206 201H204V202H206V204L205 203H203V197H201V200H200V197H198V195L197 194H194V191H196V190H194V189H196ZM94 188V189H93ZM161 188V189H160ZM226 188V189H227ZM101 189V188H100ZM99 189V190H100ZM156 189V190H155ZM157 189H160L161 190V193H163L164 194V196L166 197V195L169 197H167L168 198V200H169V202L170 203H178V205L177 204H170V206H165L164 205V202H162L161 201V199L163 200V201H165V197L163 196V195H160L159 193H160V191L159 190H157ZM212 189V190H211ZM236 190H238L237 188H235ZM255 189V188H254ZM89 190V191H88ZM190 191V192H192V194H194L195 195V197H193L192 198V194H190V192H188V191ZM228 190V191H229ZM237 192V194L234 192ZM84 191V192H85ZM159 192L157 195L154 193V192ZM163 191H165V193L163 192ZM185 191V192H184ZM231 191H233V193L231 192ZM255 191H259L258 193H260V194H257V192H255ZM264 191V190H263ZM89 192V193H90ZM197 192H195V193H197ZM222 192V193H223ZM255 192V193H254ZM226 193V194H225ZM231 193V194H230ZM166 194V195H165ZM235 194V195H234ZM241 195V197H240V195ZM160 195V196H159ZM196 195H197V197L199 198V200L201 201V203H203V204H201L200 203V201L199 200H197L198 198L196 197ZM243 195V196H242ZM162 196V197H161ZM217 196V197H218ZM233 196V197H232ZM247 196V197H246ZM248 196H250V197H248ZM164 197V198H163ZM207 197V196H206ZM244 197V198H243ZM253 197V198H252ZM166 198V199H167ZM195 199V200H192V199ZM243 200H242V199ZM190 199V200H189ZM206 199V198H205ZM204 199V200H205ZM225 199V200H224ZM168 200H166V203L165 204H169V202H168ZM173 200V201H172ZM181 200V199H180ZM197 200V201H196ZM208 200H209V198H208ZM207 200V201H208ZM254 200V201H253ZM261 201V200H263V202H261V207L259 206H257V205H259V203H257V201ZM194 201H196V202H194ZM225 201V202H224ZM194 202V203H193ZM198 202V203H197ZM163 203V204H162ZM180 203L182 204V205H180ZM188 203V204H187ZM193 203V204H192ZM200 203V204H199ZM220 203V202H219ZM225 205H224V204ZM249 203V204H248ZM253 203L255 204L254 206H253ZM256 203H257V205H256ZM246 204V205H245ZM251 204V205H250ZM264 204V203H263ZM84 205H86V206H89L88 204H84ZM176 207H175V206ZM219 205H217V206H219ZM229 205V206H228ZM250 205V206H249ZM180 206H182V208H183V213H182V211H181V207ZM253 206V207H252ZM255 206H257V207H255ZM172 207L173 208H175V210L174 209H172ZM178 207V208H177ZM204 207L205 208H207L208 210H207V212H208V214H207V217H205L206 215H203L202 216V214H200L201 212H203V214H205V212H204V210H206V209H204ZM244 207H245V209H244ZM168 208V210L166 211V209ZM202 208V209H201ZM249 208H250V210H249ZM253 208H255L254 210H253ZM262 208V209H261ZM100 209V210H99ZM165 209V210H164ZM235 209H236V211H235ZM98 210V211H97ZM106 210V211H105ZM108 210V211H107ZM112 210V211H111ZM193 212H191V211ZM195 210H196V212L197 211H199V212H197V213H194L195 212ZM231 210V211H230ZM239 210H241V211H245V212H241V211H239ZM248 212H247V211ZM253 210V211H252ZM111 211V212H110ZM157 211V212H158ZM174 211V212H173ZM180 211V212H179ZM227 211V212H226ZM237 211H238V213H237ZM104 212H109L108 214L109 215H111L110 217H109V215L108 216H106V214L104 215ZM185 212H187V213H189V215L187 214V213H185ZM226 212V213H225ZM240 212H241V214H240ZM246 212H247V214H246ZM250 212V213H249ZM94 213H95V215H94ZM98 213V214H97ZM101 213L103 214V216L101 215ZM117 213V212H116ZM115 212L113 213V214H116ZM190 213L192 214V216L190 215ZM210 213V214H209ZM167 214V215H166ZM178 214H180V216L178 215ZM200 214V216H197V215H199ZM218 214H220L221 216H226V218L224 217V220H223V217H222V219H221V217L220 216H218ZM241 215V216H236V215ZM99 215V216H98ZM172 215V216H171ZM209 215V216H208ZM236 216V217H233V216ZM87 217V220H86V218L85 217ZM94 216V217H93ZM96 216V217H95ZM100 216H102V217H100ZM228 216V217H227ZM232 216V217H231ZM248 216V217H247ZM69 217V218H68ZM75 218V221L73 222V220H74V218ZM119 219H117V218ZM213 217V218H212ZM217 217H218V219H220L221 221H219L218 219H217ZM231 219H230V218ZM254 217V218H253ZM261 218L262 219V221H263V225L261 224V226H260V223H259V225H258V228H257V226H256V224H257V220L255 221V220H253V219H258V222L259 221H261V219L259 220V218ZM100 218V219H99ZM109 218V219H108ZM110 218H111V220H110ZM166 218V219H165ZM228 218V219H227ZM245 218H247V219H245ZM67 219H72V220H67ZM97 219V220H96ZM104 219V220H103ZM151 219H152V217L150 218V221H151ZM250 219H251V221H250ZM63 220V221H62ZM67 220V221H66ZM103 220V221H102ZM110 220V221H109ZM113 220V221H112ZM121 220V221H120ZM123 220V221H122ZM164 220H165V223H163L164 222ZM195 220V221H194ZM215 220V221H214ZM216 220L217 221H219V222H217L216 223ZM233 220H237V221H233ZM244 220V221H243ZM246 220V221H245ZM248 220V221H247ZM66 221V223H68V222H73V223H71V224H67L64 228H63V225H65L66 223H64ZM84 221V222H83ZM115 221V222H114ZM149 221V222H150ZM160 221V222H159ZM193 221V222H192ZM197 221V222H196ZM243 221V222H242ZM250 221V222H249ZM252 221H254L253 222V226H254V224H255V226L254 227H256V228H254V230L256 231V233L254 232V231H252L253 230V228H251V226H252V224L250 225L249 223H252ZM99 222V223H98ZM105 222H107V223H105ZM191 222V223H190ZM195 222V223H194ZM231 222H233L234 223V225H233V223H231ZM246 222V223H245ZM103 223V224H102ZM112 223H113V225H112ZM207 223V224H206ZM225 223V224H224ZM228 223V224H227ZM235 223H237V225L239 224V226H237V225H235ZM244 225H243V224ZM262 223V222H261ZM94 224H95V226H94ZM105 224V225H104ZM166 224V225H165ZM178 224V225H177ZM219 224V225H218ZM222 224H223V226H224V228H223V226H222ZM249 224V225H248ZM71 225H73V226H71ZM112 225V226H111ZM124 225H125V227H124ZM229 225H231L230 226V228H229ZM241 225H243V226H245L246 225V227H241ZM169 226V227H168ZM175 226V227H174ZM236 226H237V228H240V230L243 228V230L242 231H240L241 232V235H240V232H239V235H238V237H236V238H238V240H240V238H241V240H240V243H239V245H237L236 247H232V248H228V245L227 244H225V248L223 247V246H220V247H222L221 249H220V254H219V248H217L216 249V247H212L211 249H213V254H217V252H218V254L221 256L220 258H219V255L217 254L215 257V259H214V255L212 256L211 254H208L207 252H205V255L203 254L204 252H203V249H200V250H198L199 249V244L201 243V242H203V240L205 241V242H207V243H204V244H208V243H210L211 242V240H212V238H214L216 235H219V237H221V238H223V236L225 235V239H227V238H229V236L231 235V233L232 232H234L233 230H234V228L235 229H237L236 228ZM250 226V227H249ZM68 227V228H67ZM70 227V228H69ZM172 227V228H171ZM231 227L233 228V229H231ZM61 228H63V229H61ZM66 228V229H65ZM72 228V229H71ZM99 228V229H98ZM127 228H129V227H127ZM167 228H169L168 230H170V231H168L167 230ZM223 228V229H222ZM227 228V229H226ZM247 228H250V230L251 231H249V229H247ZM262 228H260V229H262ZM60 229L62 230V231H60ZM65 229V230H64ZM74 229V230H73ZM155 229V230H156ZM162 229V230H163ZM228 229H230V230H228ZM37 230V228L35 229V235L36 236H39V232L38 231H36ZM56 232H55V231ZM97 230V231H96ZM166 230H167V232H166ZM225 230V231H224ZM228 230V231H227ZM229 231H232V232H229ZM248 231H249V233H248ZM57 232H59V233H57ZM62 232V233H61ZM159 232V231H158ZM161 232H163V231H160V233ZM170 232V233H169ZM172 232V233H171ZM224 232V233H223ZM229 232V234H225V233H228ZM245 232V233H244ZM247 232V233H246ZM107 233V234H106ZM168 233L171 235V234H173V235H168ZM203 235H202V234ZM258 233H260L261 235H259V237L258 236H255V235H257ZM87 234V235H86ZM118 236H117V235ZM162 234V233H161ZM193 234V235H192ZM205 234V235H204ZM214 234H216V235H214ZM242 234H244V235H242ZM248 234V235H247ZM250 234V235H249ZM253 235V237H252V235ZM59 235V236H58ZM113 235V236H112ZM125 235H126V237L128 236V238L126 239V241L128 240V242H130L131 244L129 245L128 244V242H126L125 241ZM168 235V236H167ZM199 235V236H198ZM117 236V237H116ZM148 236V235H147ZM212 236V237H211ZM228 236V237H227ZM241 236V237H240ZM243 236V237H242ZM249 236V237H248ZM254 236H255V238H254ZM149 238H150V235L148 236ZM171 237H175V238H171ZM191 237V238H190ZM198 237V238H197ZM81 238V239H80ZM112 238H114V239H112ZM245 239V240H249V242H248V245H246V246H244L245 244V242L243 241V239ZM248 238V239H247ZM253 238V239H252ZM100 239V240H99ZM112 239V240H111ZM171 239V240H170ZM191 239H193V240H191ZM201 241H200V240ZM253 240V241H251V240ZM255 239V240H254ZM80 240V241H79ZM207 240V241H206ZM136 241H137V243H136ZM168 241V240H167ZM195 241H196V243H195ZM200 241V242H199ZM252 243H251V242ZM99 242V243H98ZM150 242V243H149ZM177 242L179 243V244H177ZM199 244H198V243ZM242 242V243H241ZM35 243V242H34ZM124 243H126L127 245H125ZM203 243H201L200 244V246H202V248H204L205 247V245L203 244ZM251 243V244H250ZM28 244V245H27ZM37 244H38V247H37ZM46 244V245H45ZM193 244H195V246L196 245H198V246H196V247H193ZM246 244H247V242H246ZM34 245H36V247L37 248H35V246ZM72 245V246H71ZM241 245V246H240ZM242 245L244 246V247H242ZM33 246V247H32ZM127 246H128V248H127ZM177 246V247H176ZM191 246V247H190ZM204 246V247H203ZM230 246V245H229ZM238 246H240V247H238ZM24 246H22V248H23ZM29 247H32V249L31 250H29L28 248ZM119 247V248H118ZM126 247V248H125ZM129 247H130V249H129ZM138 247V248H139ZM145 247V248H146ZM227 247V248H226ZM15 248V249H14ZM35 248V249H34ZM77 248V249H76ZM117 248H118V250H119V253L117 254ZM152 248V249H151ZM154 248V249H153ZM176 248H177V250H176ZM191 248H192V250H191ZM237 248V249H236ZM238 248H241V249H238ZM143 249V248H142ZM197 249V250H196ZM211 249L209 248V253H211ZM214 249H215V251H214ZM228 249V250H227ZM233 251H232V250ZM234 249H236V250H234ZM248 249V250H247ZM16 250H17V252L19 253H17L16 252ZM22 250V251H21ZM113 250V251H112ZM117 250V251H116ZM127 250H129V251H127ZM151 250H152V252H153V254H152V252H151ZM161 250H162V252H161ZM179 250V251H178ZM182 250V251H181ZM195 250V251H194ZM216 250H217V252H216ZM15 251V252H14ZM61 251H63V252H61ZM116 253H115V252ZM121 251V252H120ZM155 251H157L156 253H154ZM196 251L198 252V253H196ZM203 253H202V252ZM206 251V250H205ZM249 253H248V252ZM96 252H99V253H96ZM151 252V253H150ZM164 252H165V249H164ZM227 252H229L228 253V255H227ZM233 252V253H232ZM69 253V254H68ZM87 253V254H86ZM94 253V254H93ZM108 253V254H107ZM160 253H162V256H161V254ZM206 253H207V255H206ZM223 253V254H222ZM226 253V254H225ZM231 253V254H230ZM235 253V254H234ZM18 256H17V255ZM38 254V255H37ZM92 254V255H91ZM121 254H124V255H121ZM126 254V255H125ZM169 254V255H168ZM201 254V255H200ZM203 254V255H202ZM222 254V255H221ZM230 254V255H229ZM68 255V256H67ZM94 255V256H93ZM130 257H129V256ZM153 255H160V256H153ZM164 255V256H163ZM166 255H168V256H166ZM190 255V256H189ZM210 255H211V257H210ZM231 255H233L232 257H231ZM106 256V257H105ZM111 256V257H110ZM154 257V259H153V257ZM165 256H166V258H165ZM193 256H195V257H193ZM198 256V257H197ZM200 256H201V258H200ZM217 256H218V258L219 259H217ZM226 256H228V257H226ZM231 258H230V257ZM96 257V258H95ZM143 257H145V258H143ZM163 257V258H162ZM171 257V258H170ZM179 257V258H178ZM210 257V258H209ZM224 257H225V260H224ZM16 258V259H15ZM88 258H89V260H88ZM113 258V259H112ZM170 258V259H169ZM182 258V259H181ZM205 258H206V260H205ZM212 258H213V260L215 261H212ZM221 258H223V260L221 259ZM229 260H228V259ZM13 259V260H12ZM202 259V260H201ZM234 261H233V260ZM6 260V261H7ZM11 260V261H10ZM52 260V261H51ZM83 260V261H82ZM87 262H86V261ZM112 260V261H111ZM124 260H127V261H124ZM138 260V259H137ZM138 260V261H139ZM167 260H170L169 262L167 261ZM173 260V261H172ZM195 260H200L199 262L198 261H195ZM219 260H222V261H219ZM231 260V261H230ZM85 261V262H84ZM101 263H100V262ZM107 261V262H106ZM196 262V263H193V262ZM207 261H208V263H207ZM210 261V262H209ZM51 262V263H50ZM84 262V263H83ZM105 262V263H104ZM140 262H138V264H141ZM149 262V263H148ZM157 262V263H156ZM112 263V264H113ZM3 264H6V263H3ZM216 264H217V262H216Z\"/></svg>", "mask_w": 264, "mask_h": 264}]
</instances>
